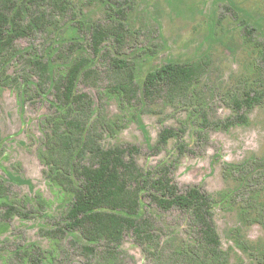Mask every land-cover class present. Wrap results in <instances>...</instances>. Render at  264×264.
<instances>
[{
  "label": "rangeland",
  "instance_id": "1",
  "mask_svg": "<svg viewBox=\"0 0 264 264\" xmlns=\"http://www.w3.org/2000/svg\"><path fill=\"white\" fill-rule=\"evenodd\" d=\"M67 5L68 15L58 16L54 25L16 41L18 54L25 59L13 57L5 68L0 66V181L10 188L8 201L31 212L29 218L14 217L8 222H1L0 214V264H33L23 253H31L34 247L41 250V254H33L43 264H161L154 247L137 244L132 235L125 236L115 261L87 255L80 246L85 241L79 233L55 238L73 196L52 184L39 154L47 137L45 119L62 110L54 81L66 77L72 63L82 60L87 62L86 71L97 70L98 85L79 81L76 90L94 98L97 116L120 126L114 136L104 134L102 145L138 146L136 160L145 170L173 164L181 189L198 186L212 195L214 221L229 264H264V227L244 220L234 198L243 184L229 174L233 166L264 159V101L248 113L246 124L228 130L209 129L205 131L207 139L198 141L199 107L194 110L162 102L138 107L136 103L123 104L106 92L117 77L90 46L93 23L117 22V12L125 14L126 28L140 45L129 46L125 57L139 66L141 84L148 73L166 63L203 61L207 70L194 89L202 91V108L210 119L224 121L233 115L227 105L232 93L246 86L264 95V62L257 59L260 46H264V0H69ZM41 12L32 9L26 23ZM73 14L83 22L81 27L75 24ZM246 35L251 41H246ZM70 48H76L75 52L64 62L59 54ZM27 60L47 66V91L40 92ZM3 69L5 74H1ZM165 127L184 129L191 153L180 156L177 141L171 139L155 154L152 148ZM40 196L46 201L44 208L36 203ZM145 213L156 218L158 249L165 260L190 242L187 213L160 210L149 193L142 201L140 214ZM50 232L53 235H48Z\"/></svg>",
  "mask_w": 264,
  "mask_h": 264
},
{
  "label": "trees",
  "instance_id": "2",
  "mask_svg": "<svg viewBox=\"0 0 264 264\" xmlns=\"http://www.w3.org/2000/svg\"><path fill=\"white\" fill-rule=\"evenodd\" d=\"M69 0H0V66L19 55L16 41L33 37L36 29L54 25L58 16L68 15ZM32 9H42L39 16L26 23ZM112 10L113 7H112ZM120 21L102 24L93 23L90 30V46L95 55L106 61L117 81L108 87L109 95L118 97L123 104L154 105L164 103L198 109L201 131L197 139H207L209 129L228 130L248 122V113L264 101V95L251 91L246 86L229 96L227 105L233 115L226 120L210 119L204 108L201 90H195L207 70V63H166L148 73L139 81L142 73L137 63L125 57L129 46L138 47L139 41L129 33L124 23L125 14L117 12ZM77 27L83 22L73 14ZM246 41H251L246 35ZM107 43L111 47L107 48ZM257 59L264 62V46H260ZM76 48L60 52L59 57L68 62ZM31 63V73L37 78L41 91L48 90V68L40 61ZM86 60L74 62L66 77L54 81L55 95L61 111L49 115L44 122L47 131L45 147L40 152L41 162L47 168V177L52 184L73 196L71 208L65 215L63 228L55 230V238L68 233H79L85 244H80L89 256L100 255L101 259L115 261L126 235H132L139 245H151L161 264H229L221 236L214 221V199L198 186L181 189L174 177L175 166L165 164L157 170H145L137 163L140 149L136 145L122 144L105 148L101 141L105 133L114 136L120 126L111 125L97 116L95 100L87 93H79V81H93L97 87L96 69L85 70ZM5 66V67H4ZM3 71L1 74H5ZM30 75L25 78L30 82ZM7 81V80H6ZM185 130L165 127L152 151L157 154L168 146L171 139L178 145L179 155L191 153L184 141ZM229 174L242 183L235 195L240 212L249 224L264 227V159H254L230 168ZM162 211L178 209L190 219V242L168 256L159 250V234L156 218L140 214L146 194ZM10 188L0 181V214L3 221L14 217L29 218L30 211L9 202ZM44 208L46 201L40 196L36 201ZM4 211V212H2ZM2 212V213H1ZM48 235H53L52 232ZM158 249V250H157ZM33 253L41 254L34 247L25 251L33 264H43Z\"/></svg>",
  "mask_w": 264,
  "mask_h": 264
}]
</instances>
